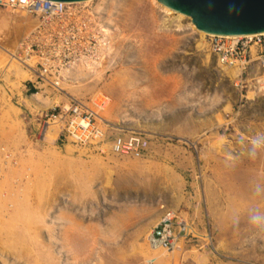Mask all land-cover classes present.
I'll return each mask as SVG.
<instances>
[{"label":"rangeland","instance_id":"1","mask_svg":"<svg viewBox=\"0 0 264 264\" xmlns=\"http://www.w3.org/2000/svg\"><path fill=\"white\" fill-rule=\"evenodd\" d=\"M132 3L131 17L122 0H110L113 51L69 90L106 92L103 116L149 140L144 156L126 158L132 184L121 188L113 186L121 156L41 139L37 112L59 97L36 89L9 56L34 22L0 8V147L16 161L0 175V264H264V95L249 99L250 76L237 86L209 66L186 18L166 14L158 0ZM162 17L182 30H159ZM37 91L43 96L31 101ZM173 115L192 119L188 135L171 132ZM66 159L89 177L66 170ZM167 207L193 221L197 246L149 248L147 234Z\"/></svg>","mask_w":264,"mask_h":264},{"label":"built area","instance_id":"2","mask_svg":"<svg viewBox=\"0 0 264 264\" xmlns=\"http://www.w3.org/2000/svg\"><path fill=\"white\" fill-rule=\"evenodd\" d=\"M0 8L34 22L9 56L30 72L36 89L59 97L37 112L41 139L46 140L48 129L57 126L55 142L62 146L72 144L101 155L144 156L149 149L146 136L103 116L111 103L106 92L82 98L69 91L78 86L74 74L79 68L90 64L101 69L110 54L112 41L94 8L60 0H0ZM208 49L223 67L236 70L237 86H243L244 76L253 80L259 72L264 74V32L209 35ZM14 164L13 154L1 146L0 175ZM198 240L193 221L171 209L163 212L146 237L150 248L170 252ZM207 240L211 242L210 235Z\"/></svg>","mask_w":264,"mask_h":264},{"label":"water","instance_id":"3","mask_svg":"<svg viewBox=\"0 0 264 264\" xmlns=\"http://www.w3.org/2000/svg\"><path fill=\"white\" fill-rule=\"evenodd\" d=\"M83 2L87 0H60ZM188 16L196 29L212 35L264 32V0H158Z\"/></svg>","mask_w":264,"mask_h":264},{"label":"bare ground","instance_id":"4","mask_svg":"<svg viewBox=\"0 0 264 264\" xmlns=\"http://www.w3.org/2000/svg\"><path fill=\"white\" fill-rule=\"evenodd\" d=\"M94 0H87V1H83L82 3L84 4H88L90 2H93ZM101 1V0H100ZM109 2L110 0H104V2H102V5H96V7H94V10H95V13L98 14L101 13L102 16H98L99 19H100V23L102 24L103 28L105 29V34H109V39H111V46H110V49H109V53L111 54L112 51H113V46H114V35H113V31L112 29L110 28L111 24L113 23L111 21V9H109ZM133 0H122V4L121 5H126V7L128 8V10H126L125 12H127L128 14L127 15H130L132 17V3ZM112 3V1H111ZM113 6V5H112ZM163 10L166 12V14H175L176 17L175 19L178 20L180 18H186L189 22V26L193 29V30H196L201 38L205 41L203 42L204 44H206L207 48H208V39H206L209 35H212V34H207L205 32H200L196 29L195 25L192 23L191 19L188 17V16H184L178 12H174L172 11L171 9L163 6V5H160ZM114 10V9H113ZM115 11V10H114ZM116 14V13H115ZM100 15V14H99ZM9 16V15H8ZM180 21V20H179ZM7 22V21H6ZM9 22V21H8ZM115 25V23L113 24ZM112 25V26H113ZM110 26V27H109ZM138 27V26H137ZM169 27H173V30H176V31H181V27H180V23H178V21H175L174 19L172 20H169L168 18L166 17H162L160 20H159V26H158V29L159 30H166L168 29ZM114 30L118 31V32H122V28H120L119 26H114L113 27ZM137 29V28H136ZM3 30V29H2ZM5 30V29H4ZM200 43H197V47H199ZM8 51V50H7ZM208 54H206V60H207V64L209 66H211L212 64L214 65L213 66V69L216 68V69H219L222 74H230L231 77H236L235 74H236V70L234 69H229V68H225L223 67L220 63H218V61L216 60V58L211 54V52L209 51L208 49ZM10 53V51H9ZM109 54V55H110ZM19 64V63H18ZM94 67H92V65H88L86 68L83 67V68H79L80 70H78V74H74L76 76H81L82 74H86V73H90V72H96L97 70L93 69ZM84 72V73H82ZM25 74V73H24ZM86 75H84L85 77ZM77 80L80 79V78H83V77H76ZM21 81V80H20ZM249 82H253L251 83V87L250 89L248 90V98L249 99H253L255 98L256 96H260V95H264V74H260L258 75L256 78H254L253 80H248ZM17 85V84H16ZM21 85V84H20ZM43 96V93L41 92H37L35 94H33L31 96V101L33 100L34 102H36L37 100H39L41 97ZM31 101H27V102H31ZM57 133H58V127L57 126H51L49 129H48V132H47V136H49V139H46L48 142H50L51 144H54L56 138H57ZM73 149V148H72ZM72 149L67 146L66 147V154L68 156V154L72 153ZM93 157V156H92ZM67 158H71V157H67ZM68 160V159H67ZM184 161V160H183ZM188 162V161H187ZM71 166L72 168H79L80 172H85L86 170L88 171L87 168H83L81 169L82 167L79 166V163L77 161H75L74 159H71ZM107 171V175L109 176V178L107 179L108 180V183L110 182V177H112L113 175V172L112 170H106ZM90 172V171H88ZM82 176V180H86V178L89 177V175L87 177H85L83 174L81 175ZM84 176V177H83ZM174 211H177L175 208L173 209ZM150 248V247H149ZM152 249V248H151ZM153 250H156V254H164L168 251H164V250H160V249H153ZM158 250V251H157ZM175 252V250L173 251Z\"/></svg>","mask_w":264,"mask_h":264},{"label":"crops","instance_id":"5","mask_svg":"<svg viewBox=\"0 0 264 264\" xmlns=\"http://www.w3.org/2000/svg\"><path fill=\"white\" fill-rule=\"evenodd\" d=\"M126 119H129V118H126ZM169 120L172 122V124L175 127L174 129H172L171 132L174 133L176 136H178V137L185 136V135H188L190 133V131L186 128V126L190 125V121H192L191 118H189L187 116H175V115H173V116L169 117ZM121 158L124 159L125 162H122L123 167H122V170H120L119 176L114 178L113 186H115L116 188L117 187L121 188L122 186H127V185L132 184V179H131L132 162L131 161L126 162V160H127L126 158H130L132 160V157L121 156ZM63 164H64L66 170H68V169L76 170L77 169V168H72L71 159L64 160ZM87 169H88V171H90L89 168H87ZM88 171L86 170L85 172H87V173L83 174V172H82V174L85 177H87L89 174ZM170 209H174V208H170ZM170 209L168 208V210H170ZM163 212L164 211H162L161 215L163 214ZM122 217H124V216H122Z\"/></svg>","mask_w":264,"mask_h":264},{"label":"trees","instance_id":"6","mask_svg":"<svg viewBox=\"0 0 264 264\" xmlns=\"http://www.w3.org/2000/svg\"><path fill=\"white\" fill-rule=\"evenodd\" d=\"M32 91H35L34 88H31Z\"/></svg>","mask_w":264,"mask_h":264}]
</instances>
